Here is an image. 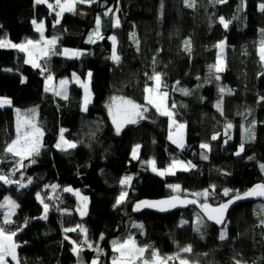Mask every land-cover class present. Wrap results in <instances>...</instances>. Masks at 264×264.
Listing matches in <instances>:
<instances>
[{"label":"trees","instance_id":"trees-1","mask_svg":"<svg viewBox=\"0 0 264 264\" xmlns=\"http://www.w3.org/2000/svg\"><path fill=\"white\" fill-rule=\"evenodd\" d=\"M262 2L246 0L241 7V0L223 4L196 0V6L191 8L185 0H99L91 6H77V12L89 16L88 22L75 12L65 13L57 24L55 12L46 4L0 0V39L6 37L13 43L39 40L33 20L44 23L46 39L58 38L54 46L57 54L46 57L43 72L25 63L24 53L0 49V98L12 101L11 107L0 110V173L10 176L16 167L18 158L3 152L4 146L16 138V110L26 113L36 109V119L44 129L43 147L34 157L36 162L24 161L26 167L14 175V180L27 184L31 178L32 183L21 188L0 182V204L10 197L19 205L12 217L17 227L27 221L26 229L15 237L22 264H91L95 259L99 264H111L117 255L112 251V241H123L129 235L138 244L151 246L146 257L152 248L162 255H174L179 250L177 246L191 245L193 252L184 255L197 264H234V257L244 264H264V226L260 225L264 197L252 196L232 203L224 224L210 221L200 207L203 203L217 207L228 202L231 195L225 196L224 189L233 190L232 195L235 191L243 194L264 184V101L260 100L264 96V64L258 51L264 38V12L259 10ZM108 8L114 14L105 16ZM98 16L102 39L88 43ZM221 16L231 21L227 29L219 23ZM116 17L120 27H115ZM112 36L117 40L119 64L110 59ZM186 40L191 41L190 52L185 51ZM221 41L226 48L225 70L210 72V66L218 60L216 45ZM66 48L84 54L71 59L62 54ZM154 70L163 74L168 105L175 102L176 119L186 125L183 149L169 140L170 119L146 104L145 88L154 86L148 79ZM89 71L93 101L87 111L83 110L84 89L77 83L69 86L66 100L44 91L49 73L59 81L73 78V73L86 79ZM214 75H219L220 80H215ZM221 87L231 89L232 94L220 93ZM180 89H187L189 95H183ZM113 97L144 105L147 119L128 124L117 135L108 110ZM221 98L223 115L216 108ZM252 121H256L255 140L245 142L244 153L237 156L235 152L244 142V129ZM229 122L233 128L226 135L225 125ZM61 129L67 140L77 143L75 149L56 148ZM215 134L219 138L212 140ZM203 143L210 144L211 150L201 149ZM137 145L139 158L133 159ZM202 154L208 158L202 159ZM174 159L191 161L196 167L160 178L148 163L155 160L156 166L164 169ZM126 176L131 178L127 187L120 184ZM176 184L180 192L169 187ZM51 185H59L52 196ZM65 187L88 197L87 215H80L79 198L63 192ZM123 191L128 193L126 202L114 207ZM204 191L209 192L207 199L194 195ZM37 193L51 207L47 219H39L43 205ZM174 196L197 203L179 204L167 212L133 210L135 203ZM4 211L0 209V223ZM198 216L204 225L200 232L196 231ZM77 224L87 229L93 248L83 244L84 235L79 230L64 232V228ZM135 224H142L143 229ZM225 228L227 239L221 240ZM65 236L82 246L79 256ZM96 248L102 252L98 254Z\"/></svg>","mask_w":264,"mask_h":264},{"label":"snow or ice","instance_id":"snow-or-ice-1","mask_svg":"<svg viewBox=\"0 0 264 264\" xmlns=\"http://www.w3.org/2000/svg\"><path fill=\"white\" fill-rule=\"evenodd\" d=\"M99 0H54V3H50L49 0H35V4H46L50 11L55 12L56 15V23L60 22V19L63 15L67 13H75L76 8L80 4H87L91 6L94 3H98ZM215 4H223L227 3V0H214ZM185 4L188 7L194 8L196 6V0H185ZM246 5V0H241V7ZM259 10L264 12V2L259 5ZM116 12L119 11V8H116ZM109 14H114L112 8H108V10L104 13L105 16ZM219 23L227 29L230 20H226L223 16L219 17ZM32 24L35 25V30L40 34L39 40L26 39L23 43H13L11 40L6 37L0 39V49L11 48L15 49L18 52L24 53L27 57L25 63L31 64L32 67L40 69L42 72L46 69L39 63V61L43 58L50 56L51 54H57L54 46L57 43L58 38L54 37L52 39H46L44 37L45 25L43 22H37L36 20L32 21ZM101 27V17L96 18V27L93 32L88 37V43H95L97 39H102L100 34ZM115 27H120V19L119 17L115 18ZM261 33L264 34V29H261ZM135 37V33L132 34ZM112 55L110 59L119 64L121 57L117 54V40L115 36H112ZM185 51H191V41L186 40L185 42ZM139 47L137 42V48ZM220 50V58L217 62L210 66V72L220 73L225 70L224 60H223V52L225 48V42L221 41L216 45ZM259 57L262 64H264V39L261 40L259 45ZM63 55L67 56L71 59H78L84 53L80 50H69L64 49L62 52ZM155 59L153 60V64H155ZM147 75V73L145 74ZM264 75V73H261ZM92 73L89 71L86 74V79H81L80 76H77L73 73V80L77 83L82 89H84V111H87L88 104L91 99V91H90V83H91ZM215 80H220L219 75H214ZM53 77L49 73L46 77V86L45 92H52L54 95L59 96L63 99H67V86L69 84V80L61 79L59 81V88H54L53 85ZM149 80L154 81L155 87H146L145 92L146 95V104L151 105L156 109V111L162 115L166 116L170 119V128L174 129V131H170L169 139L173 144L177 146V148L183 149L185 147L184 141V129L186 125L184 123H180L176 119L177 113L173 111L177 106L175 102H172L171 107L168 105L169 92L164 91L163 89L167 87L166 83L163 80V74L159 72L153 71V75L148 77ZM177 85L179 81L176 82ZM183 95H189L187 89H180ZM220 93L227 92L228 94H232L231 89H226L221 87L219 89ZM261 101H264V96L260 97ZM223 100L222 98L217 102L216 108L223 115ZM5 106L11 107L12 101L8 98H0V108ZM109 114L112 117V123L115 126L116 134L119 135L123 130L124 126L127 124H136L142 119H147L145 113L148 109L141 104L136 103L131 99H127L124 97H113L112 103L108 105ZM17 112V122H16V138L13 139L10 143L6 144L3 148V152L6 154H10L13 158H18L15 161L16 167L12 170L10 175L14 176L16 171L19 169H23L26 167L24 161H30V163H35L34 157L40 155L41 148L43 147V136L44 129L40 126L38 120L36 119L37 110L31 109L26 113H21L19 109ZM256 127V121H252L251 125L244 129V142H241L239 145L238 151L235 152V155L240 156L245 151V142L254 141L255 140V132L254 128ZM233 124L231 122L225 125V134L227 135V130L232 129ZM64 129L60 131L59 143L56 144V148L61 151H67L68 149H75L77 147L76 142L69 141L64 136ZM219 138V134H215L211 137L212 140H217ZM227 143V140L225 141ZM201 149L211 150V146L208 143H203L200 145ZM140 146L137 145L133 149V159H138V152ZM202 159H207V155L202 154ZM252 159V157H249ZM3 162V160H0ZM152 168V171L156 172L160 176L164 175H175L176 171H190L192 168L196 166L192 164L191 161L185 163L183 160L174 159L167 168L163 170H158L156 167L155 160L148 162ZM261 169L264 170V164L261 165ZM227 174V173H225ZM130 177H124L120 184L122 186L130 185ZM0 182L4 184H17L19 187L24 188L27 187L28 184L32 183V179L29 178L27 184L23 183L21 180H13L9 178V175L4 173H0ZM51 187L55 190L59 187V185H51ZM169 187L173 188L174 191L180 192L181 187L179 184L169 185ZM63 192L72 193L79 198L80 207L77 211L80 212L81 216L87 215V208L89 199L87 196H83L78 190H74L71 187L63 188ZM233 190L224 189L223 194L225 196H230L231 198L228 202L222 203L217 207H212L207 203H203L200 205L204 214L207 216L209 220H213L216 224H224L225 216L228 208L232 203H235L238 200H243L252 196L264 197V184H258L253 187L250 191H247L243 194H240L238 191H235L234 195H232ZM196 196H203L205 199L208 198L209 192L204 191L203 193H195ZM128 196L127 191L121 192L119 197L117 198L114 207H118L121 204L126 202V198ZM37 199L43 205V215L39 217V219H47V215L50 209V205L45 203L44 199L37 193ZM48 199H52L49 197ZM192 203L196 204V200H181L179 196H174L168 200H161L156 202L149 201H141L135 203L134 211H139L141 208H157L160 211H166L169 208H174L178 204H187ZM19 208V205L12 200L10 197H5L4 202L0 204V209H4L3 212V221L0 223V264H22L20 257L18 256L17 249L20 247V244L16 241L15 237L17 236L19 231H22V228H12V225L16 224V221L12 219L16 214V209ZM182 223H186L183 221ZM198 227L196 229L197 232L201 231V228L204 225L201 223V220L197 219ZM260 225L264 226V211L261 212ZM134 227L138 229H143L142 224H135ZM24 227H27V221H25ZM79 230L80 233L84 235L83 244H86L89 248H93V244L89 241L87 235V229L80 224H77L75 227L64 228L65 233L77 232ZM104 237L101 235L100 239L102 240ZM64 239L70 240L68 236H65ZM221 240L227 239L226 231L222 232L220 235ZM70 243L73 245L72 251L74 254L79 256L82 251V246L77 243L75 240H70ZM149 245H140L135 240V238L129 235L123 241L113 240L112 241V251L117 255L113 256L111 259V264H169L170 261H178L179 264H197L196 261H192L185 257L184 254H191L193 252L192 246L187 245L182 248L178 247L177 253L174 255H162L159 250L152 248L150 255L145 256L146 252L149 251ZM98 254L102 252L101 249H94ZM92 264H99V260L95 259L92 261ZM234 264H244L243 261L239 259H235Z\"/></svg>","mask_w":264,"mask_h":264},{"label":"rangeland","instance_id":"rangeland-1","mask_svg":"<svg viewBox=\"0 0 264 264\" xmlns=\"http://www.w3.org/2000/svg\"><path fill=\"white\" fill-rule=\"evenodd\" d=\"M83 20H85V21H89V16L87 15V14H82V13H79V12H77V10L75 11ZM67 13V12H66ZM262 39H264V38H262ZM261 39V40H262ZM261 40H260V42H261ZM260 42H259V45H260ZM67 49V48H66ZM225 49L226 48H224V52H223V60H224V65H225ZM69 50H74V49H69ZM83 52V51H82ZM220 55H221V53H220V50H219V52H218V55H217V58L219 59L220 58ZM46 60V58H43V59H41L40 61H39V63L45 68V66H44V61ZM53 77V76H52ZM54 79H53V87L54 88H59V81L58 80H56L55 79V77H53ZM67 80H69V84H68V86H67V94H68V89H69V86L71 85V83H75L74 82V80H73V78H71V79H69V78H67ZM153 83H154V81H153ZM153 87H155V83H154V86ZM90 91H91V89H90ZM85 95V94H84ZM56 96V95H55ZM56 97H58V98H61V97H59V96H56ZM63 99V98H62ZM92 101H93V94H92V92H91V99H90V102H89V104H91L92 103ZM88 104V105H89ZM8 106H5V107H3V108H0V110L1 109H5V108H7ZM111 116V115H110ZM112 118V117H111ZM181 123V122H180ZM170 131H174V129H171L170 128V130H169V134H170ZM170 140V139H169ZM171 141V140H170ZM184 141H185V144H186V127H185V129H184ZM175 145V144H174ZM133 153V152H132ZM139 153H140V148H139V152H138V155H139ZM132 157H133V155H132ZM185 162V161H184ZM186 163V162H185ZM169 166V165H168ZM167 166V167H168ZM157 167V166H156ZM166 167V168H167ZM157 169L158 170H163V169H161V168H158L157 167ZM151 171H152V168H151ZM154 174H156L157 176H159L160 178H164L166 175H164V176H160V175H158L156 172H154V171H152ZM124 178V177H123ZM145 201H149V200H145ZM149 202H156V201H149ZM179 206V204L176 206V207H174V208H169L168 210H166V211H160V210H158L157 208H150V209H154V210H156V211H160V212H167V211H171V210H173V209H175V208H177ZM143 208H141V210H142ZM226 231V235H227V229L225 228V229H222V232H225ZM221 232V233H222ZM169 264H179V262L177 263V262H174V261H172V262H169Z\"/></svg>","mask_w":264,"mask_h":264},{"label":"built area","instance_id":"built-area-1","mask_svg":"<svg viewBox=\"0 0 264 264\" xmlns=\"http://www.w3.org/2000/svg\"><path fill=\"white\" fill-rule=\"evenodd\" d=\"M53 77H54V76H53ZM14 168H15V167H13L12 170H13ZM11 172H12V171H11ZM9 178L14 180V176H12V175H10ZM53 193H54V189L51 188V196L53 195ZM78 207H79V206H78ZM50 209H51V207H50ZM49 212H50V210H49ZM11 227H12V228H17V225L15 224V225H12ZM21 228H22L23 230L26 229L24 226H21ZM170 262H172V261H170Z\"/></svg>","mask_w":264,"mask_h":264},{"label":"water","instance_id":"water-1","mask_svg":"<svg viewBox=\"0 0 264 264\" xmlns=\"http://www.w3.org/2000/svg\"><path fill=\"white\" fill-rule=\"evenodd\" d=\"M111 123H112V121H111ZM127 126H128V124H127L126 126H124L123 130H124ZM112 127H113V129L115 130V126L113 125V123H112ZM123 130H122V131H123ZM122 131H121V132H122ZM115 132H116V131H115ZM226 214H227V213H226ZM210 221H213V220H210ZM213 222H214V221H213ZM214 223H215V222H214Z\"/></svg>","mask_w":264,"mask_h":264},{"label":"crops","instance_id":"crops-1","mask_svg":"<svg viewBox=\"0 0 264 264\" xmlns=\"http://www.w3.org/2000/svg\"><path fill=\"white\" fill-rule=\"evenodd\" d=\"M92 264V263H91Z\"/></svg>","mask_w":264,"mask_h":264}]
</instances>
